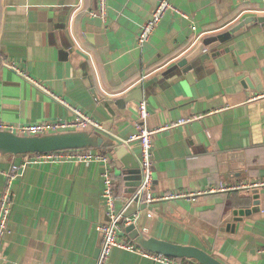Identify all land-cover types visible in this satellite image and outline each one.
I'll return each instance as SVG.
<instances>
[{
    "label": "crops",
    "instance_id": "obj_1",
    "mask_svg": "<svg viewBox=\"0 0 264 264\" xmlns=\"http://www.w3.org/2000/svg\"><path fill=\"white\" fill-rule=\"evenodd\" d=\"M157 1L108 0L103 20L90 15L97 0H0V123L71 120L74 106L125 140L138 157L139 142L129 137L141 100L124 106L116 101L149 82L142 99L149 104L148 127L202 115L153 136L154 192L264 180V95L251 98L264 92V24L251 20L264 15V0H172L189 17L168 10L140 45L138 31ZM192 25L205 32L202 39L226 30L233 36L216 48L219 54L197 64L190 80L178 61L195 47ZM102 152L126 193L124 167L114 152ZM133 159L130 165L138 161ZM17 161L0 154V196L7 180L2 171ZM104 169L102 162L69 159L20 166L0 264H95L97 225L107 221ZM258 189L260 209L237 221L239 197L253 189L156 201L140 223L149 235L199 246L227 264H264V189ZM122 206L118 200L117 208ZM229 223L234 229H227ZM109 264L164 263L115 247Z\"/></svg>",
    "mask_w": 264,
    "mask_h": 264
},
{
    "label": "built area",
    "instance_id": "obj_2",
    "mask_svg": "<svg viewBox=\"0 0 264 264\" xmlns=\"http://www.w3.org/2000/svg\"><path fill=\"white\" fill-rule=\"evenodd\" d=\"M248 1V0H243ZM174 11L181 14L184 17L189 15L179 9L172 0H158L155 4L151 17L141 25L138 34L137 41L140 45L147 42L154 31L157 29L165 13L168 11ZM108 13V0H97V7L90 10L91 16H97L103 20L107 19ZM192 29L196 31L195 40L193 45H196L203 37L205 32H197V26L192 25ZM13 68L15 65L10 64ZM26 77L34 83L40 85L45 91H47L54 98L66 103L59 95L53 93L48 87L36 81L30 75L26 74ZM144 77L142 78V81ZM264 95L263 93L255 94L251 98H257L258 96ZM74 110L75 117L69 119H57V120H43L33 123H0V129H7L14 131L19 134H43L53 131L66 130V129H92L99 130L103 128L102 123L97 121L94 117L81 110L78 107L71 106ZM224 107H220L217 110H221ZM150 115L149 104L147 100H141L139 102L138 120L135 122L136 131L132 133L129 140H136L139 142L140 151L138 155L141 171L142 181L140 186L132 194L131 199L127 200L125 192L117 191L116 181L114 178V172L111 164L109 163L108 156L102 152V150H81V149H65L56 150L50 152H39V153H28L24 157H18V161L14 162L10 169L3 170L6 174L7 180L3 187L0 196V247L3 239L7 233L10 232V221L13 210V190L12 182L14 177L18 174L20 166L28 163H39L43 161H61V160H72V161H98L102 162L105 166L103 175V189L101 192L102 204L107 215V221L97 225V229L101 233V243L99 253L96 258L95 264H109L112 251L115 247H119L125 250L135 251L142 255L152 258L154 261H159L164 264H187L175 259L171 256H167L161 253L151 252L146 250L136 243L126 239L124 227L131 224L135 218L138 217L139 212L132 215H124L125 210L129 204L135 198H141V202L146 204V207L156 201L172 200V199H191L196 200L197 196L216 191H226L234 189H264V180L250 181L247 183H241L236 185H229L220 183L218 186L210 187L203 190H170L163 193L154 192V177H153V161H152V147H153V136L164 130L170 129L174 126H180L187 124L191 121L199 119L202 115H192L188 117H181L176 121L167 123L166 125L150 128L147 126V118ZM122 200L123 206L117 208V201ZM127 201V202H126ZM143 213V211H142ZM151 212L147 213V216H151Z\"/></svg>",
    "mask_w": 264,
    "mask_h": 264
},
{
    "label": "water",
    "instance_id": "obj_3",
    "mask_svg": "<svg viewBox=\"0 0 264 264\" xmlns=\"http://www.w3.org/2000/svg\"><path fill=\"white\" fill-rule=\"evenodd\" d=\"M251 20H256L264 24V15L251 17ZM233 36L231 30H226L218 33L208 39H201L192 51L184 55L178 65L182 67L186 77L191 80L192 72L197 64L210 61L215 55L219 54L216 49L220 44L228 41ZM230 47H225L228 50ZM224 49V50H225ZM150 83L145 82L138 86L134 91L118 99V104L123 106L132 100H142L144 86ZM107 136L113 137L117 143L109 141ZM112 144V145H110ZM110 145V146H109ZM109 146V147H108ZM86 147L102 150L108 148L110 152H114L117 156L116 163L124 167L123 172L126 175V184L129 189L126 190L127 200L131 199L132 194L140 186L142 181V171L139 159L136 153L131 149L129 144L118 137L110 134L106 127L99 130L92 129H66L53 131L43 134H19L11 130L0 129V154L14 155L16 157H24L28 153L50 152L65 149H83ZM133 157L138 159L130 165L129 161ZM120 166V167H121ZM119 172V170H118ZM124 177V176H123ZM125 178V177H124ZM134 188V189H131ZM253 197V205L250 207H240L234 209V220H240L245 214L258 211L260 209V190L254 188L251 192ZM127 202V201H126ZM146 209V204L141 202V198H135L129 204L124 212V215H132L137 211H141L135 220L124 227L128 237L138 246L155 253H161L175 258H192L201 264H227L209 251L191 244H181L166 239H161L153 235H149L148 228L143 227L140 223L142 211ZM235 223H229L227 229H234Z\"/></svg>",
    "mask_w": 264,
    "mask_h": 264
},
{
    "label": "trees",
    "instance_id": "obj_4",
    "mask_svg": "<svg viewBox=\"0 0 264 264\" xmlns=\"http://www.w3.org/2000/svg\"><path fill=\"white\" fill-rule=\"evenodd\" d=\"M159 62V61H158ZM93 148H90V147H86V148H83V149H81V150H92ZM73 150V149H72ZM96 150H98V149H96ZM121 176V175H120ZM122 181V180H121ZM123 182V181H122ZM121 187V186H120ZM120 187L119 186H117L116 185V189L117 190H119V191H122L121 189H120ZM228 192V191H227ZM230 192V191H229ZM224 194H227V193H225L224 192ZM250 199H252V197H251V195H243V196H240L239 197V202L242 204V205H240V207H248L249 205H250V203H248V201L250 200ZM238 202V203H239ZM127 239L129 240V241H132L129 237H128V235H127ZM175 259H178V260H180L181 262H184V263H187V264H201V263H199L197 260H195V259H192V258H175Z\"/></svg>",
    "mask_w": 264,
    "mask_h": 264
},
{
    "label": "rangeland",
    "instance_id": "obj_5",
    "mask_svg": "<svg viewBox=\"0 0 264 264\" xmlns=\"http://www.w3.org/2000/svg\"><path fill=\"white\" fill-rule=\"evenodd\" d=\"M93 150H96V149H93ZM21 158V157H20ZM126 234V233H125ZM126 237H127V235H126ZM127 239V238H126ZM133 242V241H132ZM173 258H175V257H173Z\"/></svg>",
    "mask_w": 264,
    "mask_h": 264
}]
</instances>
